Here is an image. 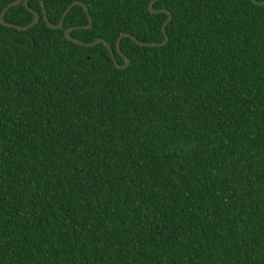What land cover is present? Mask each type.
I'll list each match as a JSON object with an SVG mask.
<instances>
[{
	"label": "trees",
	"instance_id": "16d2710c",
	"mask_svg": "<svg viewBox=\"0 0 264 264\" xmlns=\"http://www.w3.org/2000/svg\"><path fill=\"white\" fill-rule=\"evenodd\" d=\"M0 264H264V6L161 0L170 43L1 17ZM153 0L75 2L73 37L166 40ZM264 2V0H257ZM36 19L25 4L8 23Z\"/></svg>",
	"mask_w": 264,
	"mask_h": 264
},
{
	"label": "water",
	"instance_id": "95a60500",
	"mask_svg": "<svg viewBox=\"0 0 264 264\" xmlns=\"http://www.w3.org/2000/svg\"><path fill=\"white\" fill-rule=\"evenodd\" d=\"M42 3H43V7H44V13H45V19L47 21V23L49 24V26L54 29V30H60V29H63L65 27V22H66V19L67 17L69 16V14L73 11L74 8H76L77 6H83L87 12V14L89 15V18H90V25L87 26V27H77V28H71V29H68L66 30V36L67 38L74 42V43H77L78 45H81V46H85V47H95V46H98V45H101V44H105L111 55H112V58L114 59L115 61V64L117 65L118 68L124 70V69H127L130 64H131V60L130 58L123 53V50H122V42L125 38H132L134 41H136L139 45L141 46H146V47H164V46H167L169 43H170V35H169V32H168V27L169 25L171 24V22L173 21L174 19V15L171 11L169 10H166V9H155V6L156 4L161 1V0H153L151 5H150V10L153 14H166L169 16V19L167 20V22L165 23L164 25V33H165V36H166V40L162 43H146V42H142L140 41L138 38H136L134 35L132 34H129V33H125L123 34L119 41H118V44H117V48H118V52L125 58L126 60V65H121L119 60L117 59V56H116V52L114 50V48L112 47V45L107 41V40H104V39H100L96 42H93V43H87V42H83L77 38H74L73 37V32L76 30V29H81V28H84V29H91L94 25V22H93V18L90 14V9H89V6L82 3V2H75L73 5H71L69 7V9L66 11V13L64 14L63 16V19L61 21L60 24L58 25H54L51 21H50V17L48 15V11H47V8H46V4L44 2V0H41ZM252 2L258 6H264V2H258L257 0H252ZM22 4H25L27 6V8L35 14L36 16V19L35 21L30 24L29 26H21V25H17V24H12V23H8L7 20H6V17H7V14L9 13V11L16 7V6H20ZM42 20V14L35 11L31 5H30V0H17L15 1L14 3H12L11 5H9L5 11L3 12L2 14V17H1V21L2 23L9 27V28H14V29H18V30H30L32 29L33 27H35L37 24H39Z\"/></svg>",
	"mask_w": 264,
	"mask_h": 264
}]
</instances>
